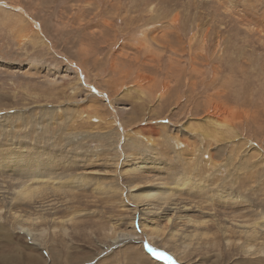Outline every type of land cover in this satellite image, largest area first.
I'll return each instance as SVG.
<instances>
[{"label":"rangeland","instance_id":"rangeland-1","mask_svg":"<svg viewBox=\"0 0 264 264\" xmlns=\"http://www.w3.org/2000/svg\"><path fill=\"white\" fill-rule=\"evenodd\" d=\"M149 245L264 264V0H0V264Z\"/></svg>","mask_w":264,"mask_h":264},{"label":"bare ground","instance_id":"bare-ground-1","mask_svg":"<svg viewBox=\"0 0 264 264\" xmlns=\"http://www.w3.org/2000/svg\"><path fill=\"white\" fill-rule=\"evenodd\" d=\"M141 165V164H140ZM143 167L142 166H140L139 167V169H142ZM51 175H52V179L49 181V180H46V181H49L51 184H55V182H51V181H53V179H57V184L58 185H62V184H67L68 182H70V180H66V181H62V179H58L57 177H59V176H53V173H51ZM39 176V175H38ZM44 176H50V174H45ZM32 177V176H31ZM34 178V177H33ZM43 178V177H42ZM47 179H48V177H47ZM35 180V179H34ZM36 180H37V178H36ZM38 182H39V180H38ZM40 183V182H39ZM182 184H180V186H181ZM184 185H186V187H191V186H193V185H195L194 183H192L191 182V180L187 177V178H185V182H184V184L181 186V187H183ZM32 186V185H31ZM46 186V185H45ZM54 186V185H53ZM57 186V185H56ZM59 187V186H58ZM135 187V186H134ZM44 188V187H43ZM55 188V187H54ZM49 189V188H48ZM56 190H57V188H56ZM170 190V189H169ZM44 191H46V190H44ZM47 192V191H46ZM49 192V191H48ZM53 192H58V191H53ZM133 192V191H132ZM41 193V191L40 190H38V188H34L33 190H30V188H25L24 187V189L22 190V191H20L19 192V195L17 196V198H20V197H26V196H30V197H34V196H37V197H40L41 196V198L43 197L44 199H47V198H49V196H50V193H43V194H40ZM148 193H151V191H149ZM33 194V195H32ZM176 195H178V194H176ZM174 193H171V191L169 192V193H165V192H162V193H159V194H155V195H153V197H156L157 198V200L158 201H160V202H166V201H168V200H172L173 199V197L174 196H176ZM230 195V194H229ZM137 201H140V200H143L144 198H147V197H151L152 196V194L151 195H143V193H140L139 195H132ZM221 196H223V195H221ZM29 197V198H30ZM27 198V197H26ZM26 200V199H25ZM156 200V199H155ZM173 205H176V204H173ZM185 210H187V209H185ZM204 224V223H203Z\"/></svg>","mask_w":264,"mask_h":264},{"label":"snow or ice","instance_id":"snow-or-ice-1","mask_svg":"<svg viewBox=\"0 0 264 264\" xmlns=\"http://www.w3.org/2000/svg\"><path fill=\"white\" fill-rule=\"evenodd\" d=\"M147 250L149 253H153L157 258L163 257L169 261H172V257L164 252H157V250L152 246H147ZM172 264H177V262L172 261Z\"/></svg>","mask_w":264,"mask_h":264}]
</instances>
